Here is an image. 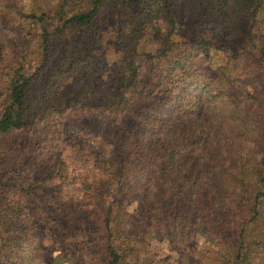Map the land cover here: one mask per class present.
Here are the masks:
<instances>
[{"label":"trees","instance_id":"16d2710c","mask_svg":"<svg viewBox=\"0 0 264 264\" xmlns=\"http://www.w3.org/2000/svg\"><path fill=\"white\" fill-rule=\"evenodd\" d=\"M181 1L196 20L191 41L182 44L172 40ZM111 5L126 17L119 32L124 75L114 94L94 105V22ZM263 17L264 0H58L38 12L0 0V21L19 34L12 44L0 40V142L24 134L32 146L0 170V264H52L39 245V225L48 226L37 203L55 204L64 214V224H54L61 238L82 243L85 228L92 231L95 243L82 244L81 258L103 256L94 264H171L201 234L215 242L233 239L232 264H264L263 227L256 221L264 207V157L245 161L247 150L230 143L228 80L202 71L212 38L233 46L229 60L262 48ZM148 35L157 42L154 51L141 48ZM138 57L155 66L144 82ZM70 75L78 83L72 100L55 91ZM74 108L102 124L122 116L127 122L117 174L92 150L87 130L64 132ZM121 195L140 201V214L116 204ZM133 217L165 244L166 256L129 243L124 232ZM75 254L73 264L92 263Z\"/></svg>","mask_w":264,"mask_h":264},{"label":"rangeland","instance_id":"374dc122","mask_svg":"<svg viewBox=\"0 0 264 264\" xmlns=\"http://www.w3.org/2000/svg\"><path fill=\"white\" fill-rule=\"evenodd\" d=\"M16 2L24 10L38 12L54 9L58 0H16ZM125 18L117 7L111 5L102 10L94 22V25L99 28L98 44L91 50V66L98 78L99 87V94L93 100L94 105L100 104L103 99L113 95L124 75L121 59L125 56V52L119 43V32L121 28H124L122 23ZM177 20L179 28L172 35V40L180 44L191 41L196 20L183 1L177 5ZM258 33L264 37V17ZM18 38V33L10 31L3 21H0V40L4 45L12 44ZM212 41V57L202 67V71L206 72L209 78H227L228 80L227 95L224 101L228 102L225 112V128L229 141L240 151L247 150L243 160L248 161L252 158L259 160L264 157V42L262 48L255 47L241 51L238 60H229L227 53L234 50L233 46L221 37L212 38ZM156 46L157 42L148 35L142 41L141 48L154 51ZM137 62L140 81L144 82L150 78L155 66L142 57H138ZM219 70H221V75H218ZM67 78L55 87V91L58 95L72 100L78 90V83L75 76L70 75ZM131 123L130 121V125ZM126 125L127 122L124 121L123 116L119 119H108L102 124L92 115H84L78 108H74L65 116L63 129L66 133L77 129L87 130L92 138V150L106 158L112 172L117 174L120 163L119 144ZM31 147L24 134L14 136L10 141L0 142V170L9 168L14 160L23 159L21 157ZM48 174L49 172L45 173V175ZM45 175H39L38 178L42 179ZM114 200L116 204L133 215L134 210L136 214L141 212L140 201L138 202L133 196L121 195ZM35 207L38 208L37 215L42 216L47 222L48 227L39 225L38 238L40 248L45 251V259L49 263L73 264L72 254L76 253L75 256L81 258L84 251L81 249L83 243L87 248L95 243L92 231L87 228H85L86 243L77 240L75 242L66 236L61 238L54 224L58 222L64 224L65 216L57 211L58 206L37 203ZM259 210V217L256 221L261 224L262 233H264V207ZM136 222L137 219L133 217L131 221H128L129 226L125 229L124 236L129 238V243L149 254L166 247L165 244L161 245L157 242L158 239L154 234L148 233L146 224ZM202 233L205 232L202 231ZM230 240L215 242L207 238L205 234H201L195 241H188L181 252L171 254L174 259L170 260L171 264H232L237 245L235 241ZM252 241L249 239V242ZM86 254L87 256L81 258L82 263L92 261L90 264H94L93 262L103 257L92 253ZM159 254L166 256L163 252Z\"/></svg>","mask_w":264,"mask_h":264}]
</instances>
